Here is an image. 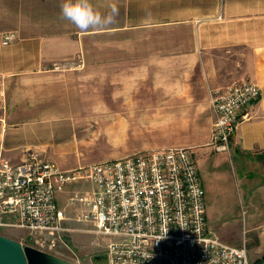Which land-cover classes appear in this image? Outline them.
Masks as SVG:
<instances>
[{"label":"crops","instance_id":"crops-1","mask_svg":"<svg viewBox=\"0 0 264 264\" xmlns=\"http://www.w3.org/2000/svg\"><path fill=\"white\" fill-rule=\"evenodd\" d=\"M62 2L20 0L13 15L10 9H2L11 16L10 23L0 17V75L5 87L14 78L44 81L53 71L51 64L73 59L83 51V83L68 80L78 71L53 74L60 77L61 94L76 91L84 101L90 100L96 71L104 77V91L110 74L119 75V82L130 76L133 101L138 106L141 102L165 109L164 117L172 121L186 122L191 111L190 128L199 142L186 146L197 147L193 149L199 173L198 160H205L215 183V223L207 214L209 227L226 243H245L253 255L251 263L264 264V0H90L102 15L115 4L119 15L112 23L87 31L62 17ZM6 3L0 0V5ZM45 12L52 13L50 19L44 17ZM8 31H15L17 38L5 45L3 35ZM109 43L125 46L111 51ZM121 53L128 54L130 63L109 65L107 60H118ZM248 79L260 86L262 95L244 109L250 116L239 123L230 150L219 151L210 143L212 120L202 128L204 109H213L214 90ZM75 97L76 93L72 100ZM50 114L9 124L6 111L3 155L19 163L27 152L37 149L63 168L78 166L80 153L72 126L84 121L83 114ZM209 146L215 149V158L205 156ZM236 199H246V208L240 205L242 221ZM237 231L244 233L242 243L235 236Z\"/></svg>","mask_w":264,"mask_h":264},{"label":"built area","instance_id":"built-area-1","mask_svg":"<svg viewBox=\"0 0 264 264\" xmlns=\"http://www.w3.org/2000/svg\"><path fill=\"white\" fill-rule=\"evenodd\" d=\"M16 38L15 31H8L3 44ZM78 59L72 62L80 67L84 58ZM261 95L250 79L211 93L215 121L210 143L215 149L230 150L239 123L250 116L244 109ZM7 106L0 75V233L22 230L31 245L82 264L67 243L66 233L76 228L65 224L72 217L58 204L57 194L88 180L92 196H71L70 203H85L75 219L93 223L89 231L113 238L105 247L107 264H252L245 243H226L209 227L193 147L141 150L72 168L30 150L24 161L15 163L2 153ZM59 245L70 248L72 258Z\"/></svg>","mask_w":264,"mask_h":264},{"label":"rangeland","instance_id":"rangeland-1","mask_svg":"<svg viewBox=\"0 0 264 264\" xmlns=\"http://www.w3.org/2000/svg\"><path fill=\"white\" fill-rule=\"evenodd\" d=\"M8 1L9 3H6V5H0V17L3 23H10L11 16L10 14H6V16L2 9H10V13L13 15L15 9L18 10L20 0ZM48 3L50 4V2ZM44 10L47 11L46 5ZM31 13H33V11L29 9V14ZM45 13L44 17L46 18L47 15V19H50L52 13ZM109 35H115V33H110ZM120 36H122V34H120ZM124 46L125 44L122 43H119V46L116 43L108 44L111 51H115L116 48L121 49ZM126 47H130V45ZM97 52L98 50L95 53L97 54ZM79 55H82L84 58L83 51H81L73 59L56 61L54 64H51L50 68L53 71H50L46 75L47 77H45L44 81H38L36 78H31L27 81L14 78L11 79L9 83L6 81V93L8 97L7 113L10 114V118L8 119L9 124L35 120L49 113H51L50 116L54 114L56 117H59L60 113L72 115L75 111H80L84 116V121L72 126L73 133L75 136L77 135L76 145L80 153L77 165L121 157L133 153L135 150L141 151L171 145L186 146L198 144L199 139L197 134L190 128L191 125L189 123L193 116V114H191L192 112L189 111L187 116L188 120L186 122L181 121V119L172 121L174 119L164 117L165 109L142 106L141 102L138 106L137 102L133 101L131 85L128 81L130 80V76H123L124 81L119 82L117 80V78H120L119 75L110 74L108 76L109 85L104 91L101 85V83H104V77H101L94 71L96 74L92 76L93 90L88 92L91 95L90 100L84 101L81 93H77L76 91L70 90L69 94H61L60 77L58 74H53L78 71L80 73H76L75 76H71L68 80H70V83L73 81L75 84L83 83V74L86 67L85 60H83V64L80 67L75 66L72 62H77L79 60ZM127 55L128 54L121 53L120 59L117 60L112 58L107 61L109 65H116L118 61L130 63V59L126 58ZM92 62L93 65H98L99 61L93 60ZM126 65L128 64L126 63ZM115 80L118 82H115ZM75 93L76 97L72 100V95ZM61 96H63V99H61ZM204 112L202 128L212 120L213 129L215 116L212 107L204 109ZM193 147L195 149L197 148L195 146ZM206 149L207 154L205 156L215 158V149L210 146ZM31 150L38 151L41 156H45L41 150ZM202 150H205V146ZM198 164L202 168L200 177L206 191L205 203L207 214L209 220L215 223V183L211 172H209L211 168H207L205 160H198ZM210 166L211 163H209V167ZM92 188L93 185L88 180L67 185L59 191L60 198L58 199V203L64 207L72 217L66 220L65 224L76 228V230L66 233V240L70 248L79 256L81 263L107 264L105 247L113 238L89 231L95 228L93 223L77 221L75 219L77 214L86 208L85 203H70L71 196L81 194L92 196ZM236 201L238 203L237 205H239L241 216L239 218L240 221H242L243 214L240 205L242 206L243 204L244 208H246V199H236ZM4 233L7 236L21 241L23 244L28 242L26 232L22 230L13 228ZM235 236L240 243H242L245 238L243 232L239 234L237 231ZM59 247L60 249L58 250L61 251L64 256L66 255L72 258V251L70 248L60 245ZM247 250L249 259L252 261L253 255L249 249Z\"/></svg>","mask_w":264,"mask_h":264},{"label":"water","instance_id":"water-1","mask_svg":"<svg viewBox=\"0 0 264 264\" xmlns=\"http://www.w3.org/2000/svg\"><path fill=\"white\" fill-rule=\"evenodd\" d=\"M0 264H76L0 233Z\"/></svg>","mask_w":264,"mask_h":264},{"label":"clouds","instance_id":"clouds-1","mask_svg":"<svg viewBox=\"0 0 264 264\" xmlns=\"http://www.w3.org/2000/svg\"><path fill=\"white\" fill-rule=\"evenodd\" d=\"M60 8L62 17L71 21L82 31L110 24L118 15V8L115 4L110 5L111 10L107 15H102L94 9L90 0H63Z\"/></svg>","mask_w":264,"mask_h":264},{"label":"trees","instance_id":"trees-1","mask_svg":"<svg viewBox=\"0 0 264 264\" xmlns=\"http://www.w3.org/2000/svg\"><path fill=\"white\" fill-rule=\"evenodd\" d=\"M2 234L6 235L5 233H2ZM27 241H28V240H27ZM26 244H30V242L28 241V242H26ZM30 245H31V244H30ZM262 259L264 260V255H263ZM262 259H261V260H262Z\"/></svg>","mask_w":264,"mask_h":264}]
</instances>
